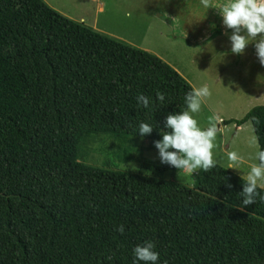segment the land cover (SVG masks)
Wrapping results in <instances>:
<instances>
[{
    "label": "trees",
    "instance_id": "obj_1",
    "mask_svg": "<svg viewBox=\"0 0 264 264\" xmlns=\"http://www.w3.org/2000/svg\"><path fill=\"white\" fill-rule=\"evenodd\" d=\"M192 89L154 54L43 0H0V264H144L134 248L147 241L157 264H264V203L243 206L229 169H199L187 187L82 162L99 136L162 140ZM244 122L264 151V105L222 121Z\"/></svg>",
    "mask_w": 264,
    "mask_h": 264
},
{
    "label": "rangeland",
    "instance_id": "obj_2",
    "mask_svg": "<svg viewBox=\"0 0 264 264\" xmlns=\"http://www.w3.org/2000/svg\"><path fill=\"white\" fill-rule=\"evenodd\" d=\"M61 15L154 54L177 71L192 88L207 86L211 96L194 114L202 129L215 124L213 156L217 164L244 178L257 163L258 144L249 122L235 124L254 107L264 105V66L250 44L244 55L231 52V30L224 27L219 6L227 0H44ZM82 162L107 170L128 171L192 187V174L162 164L155 143L134 137L119 145L106 136L93 139ZM230 152L244 158L233 165ZM132 166L137 170L133 171ZM264 190V189H263Z\"/></svg>",
    "mask_w": 264,
    "mask_h": 264
},
{
    "label": "clouds",
    "instance_id": "obj_3",
    "mask_svg": "<svg viewBox=\"0 0 264 264\" xmlns=\"http://www.w3.org/2000/svg\"><path fill=\"white\" fill-rule=\"evenodd\" d=\"M201 4L205 8L212 7L211 0H201ZM218 10L224 27L232 33L229 36L232 54L244 55L246 48L253 44L259 63L264 66V0H227L219 6ZM156 96L160 102H164V93L158 91ZM210 96L211 91L206 85L193 88L185 95L187 110L179 114H169L166 117L165 127L170 131L162 134V140L154 142L162 164L190 174L199 169L209 172L216 167L213 142L217 127L211 124L202 129L194 118V114L201 111L204 100ZM137 102L144 108H148L150 98L138 94ZM152 131L153 127L147 123L139 125L141 137L151 134ZM228 159L233 165L245 162L244 158L236 152H230ZM256 159L259 162L251 164L250 171L243 178V190L239 194L243 197V206L256 204L257 199L264 203V195L258 191V189H264V151L258 152ZM132 169L137 170L134 166ZM116 230L123 234L124 226L120 225ZM154 248L152 241L145 242L143 246H136L134 248L136 260L143 261L144 264H157L159 253L154 251ZM134 264H136L135 261Z\"/></svg>",
    "mask_w": 264,
    "mask_h": 264
},
{
    "label": "crops",
    "instance_id": "obj_4",
    "mask_svg": "<svg viewBox=\"0 0 264 264\" xmlns=\"http://www.w3.org/2000/svg\"><path fill=\"white\" fill-rule=\"evenodd\" d=\"M44 1V0H43ZM236 129L238 130L239 129V127H236Z\"/></svg>",
    "mask_w": 264,
    "mask_h": 264
}]
</instances>
